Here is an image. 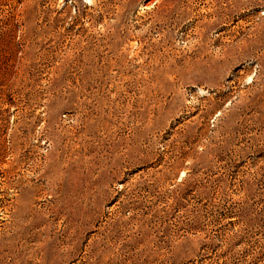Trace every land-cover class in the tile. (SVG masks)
<instances>
[{"label": "rangeland", "instance_id": "1", "mask_svg": "<svg viewBox=\"0 0 264 264\" xmlns=\"http://www.w3.org/2000/svg\"><path fill=\"white\" fill-rule=\"evenodd\" d=\"M0 264H264V0H0Z\"/></svg>", "mask_w": 264, "mask_h": 264}]
</instances>
